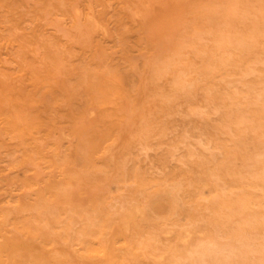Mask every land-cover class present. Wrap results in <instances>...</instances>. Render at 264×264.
<instances>
[{"label": "rangeland", "instance_id": "1", "mask_svg": "<svg viewBox=\"0 0 264 264\" xmlns=\"http://www.w3.org/2000/svg\"><path fill=\"white\" fill-rule=\"evenodd\" d=\"M263 198L264 0H0V264H264Z\"/></svg>", "mask_w": 264, "mask_h": 264}, {"label": "bare ground", "instance_id": "2", "mask_svg": "<svg viewBox=\"0 0 264 264\" xmlns=\"http://www.w3.org/2000/svg\"><path fill=\"white\" fill-rule=\"evenodd\" d=\"M239 1H240V0H239ZM237 3H238V2H237ZM229 8H230V7H229ZM234 10H235V9H234ZM226 11H228V10H226ZM224 12H225V11H224ZM233 12H234V11H233ZM235 12H236V11H235ZM235 12H234V13H235ZM222 13H223V12H222ZM226 13H227V12H226ZM226 13H224V14H226ZM231 13H232V12H231ZM236 15H238V13H236ZM232 16H233V15H232ZM214 30H215V29H214ZM205 31H206V30H205ZM206 32H207V31H206ZM217 33H218V32H217ZM198 34H199V33H198ZM200 34H201V33H200ZM201 35H202V34H201ZM208 35H209V33H208ZM210 35H211V34H210ZM219 35H220V34H219ZM198 37H199V36H198ZM198 37H197V38H198ZM202 37H203V35H202ZM216 37L218 38L217 35H216ZM216 37H214V38H216ZM200 38H201V37H200ZM198 39H199V38H198ZM225 40H226V39H225ZM191 41H192V40H191ZM197 41H198V40H196V42H197ZM226 41H227V40H226ZM199 42H200V41H198V43H199ZM202 42H203V41H202ZM223 42H224V41H222V43H223ZM226 43H227V42H226ZM227 44H228V43H227ZM239 44H240V43H239ZM196 46L199 47V45H196ZM228 46H229V45H228ZM198 47H197V48H198ZM224 47H225V46H224ZM210 48H211V47H210ZM214 48H215V47H214ZM219 48H221V50H222L223 46H222V47H219ZM219 48H217V49H219ZM196 50H198V49H196ZM225 50H226V49H225ZM199 51H200V50H199ZM216 51H218V50H216ZM222 52H224V51H222ZM201 53H202V52H201ZM227 54H228V53H227ZM198 55H199V54H198ZM230 56H231V55H230ZM236 57H237V56H236ZM231 58H232V56H231ZM229 59H230V58H229ZM234 60H235V59H234ZM237 61H238V60H237ZM241 61H242V60H241ZM242 62H243V61H242ZM260 62H261V61H259V63H260ZM255 63H256V62H255ZM257 64H258V63H257ZM215 65H216V64H215ZM236 65H237V64H236ZM254 65H255V64H254ZM216 67H217V66H216ZM237 67H238V65H237ZM237 67H236V68H237ZM233 68H235V67H233ZM246 68H247V67H246ZM219 69H220V68H219ZM252 73H253V72H252ZM245 74H246V73H245ZM242 75H243V74H242ZM257 75H258V74H257ZM244 76H245V75H244ZM240 77H241V76H240ZM247 77H248V76H247ZM247 77H246V78H247ZM250 77H251V76H250ZM256 77H257V76H256ZM234 78H235V77H234ZM234 78H233V79H234ZM258 79H259V78H258ZM228 80H229V79H228ZM246 81H247V80H246ZM239 83H240V82H239ZM242 83H243V82H242ZM181 84H182V83H180V85H181ZM244 84H245V83H244ZM217 85H218V84H217ZM219 85H220V84H219ZM227 85H228V84H227ZM242 85H243V84H242ZM182 86H183V84H182ZM182 86H181V87H182ZM238 86H239V85H238ZM245 86H246V85H245ZM249 86H250V85H249ZM181 87H179V88H181ZM232 87H233V85H232ZM179 88H178V89H179ZM221 88H222V87H221ZM250 88H251V87H250ZM183 89H184V86L182 87V90H183ZM223 89H224V88H223ZM235 89H236V88H235ZM235 89H234V90H235ZM237 89H238V88H237ZM258 89H259V88H258ZM261 89H262V88H261ZM206 90H207V89H206ZM209 90H210V89H209ZM232 90H233V88H232ZM234 90H233V91H234ZM177 91H178V90H177ZM179 91H180V89H179ZM213 91H214V90H213ZM237 91H238V90H237ZM237 91H236V92H237ZM240 91H241V90H240ZM249 91H250V90H249ZM251 91H252V90H251ZM253 91H254V90H253ZM255 91H256V90H255ZM258 91H259V90H258ZM258 91H257V92H258ZM115 92H116V91H115ZM210 92H211V91H210ZM215 92H216V91H215ZM225 92H226V91H225ZM225 92H224V93H225ZM234 92H235V91H234ZM242 92H243V91H242ZM257 92H256V93H257ZM208 93H209V92H208ZM226 93H228V92H226ZM252 93H254V92H252ZM260 93H261V91H259V94H260ZM262 93H263V92H262ZM210 94H211V93H210ZM232 94H233V93H232ZM236 94H237V93H236ZM246 94H247V92H246ZM254 94H255V93H254ZM211 95H212V94H211ZM213 95H214V93H213ZM209 96H210V95H209ZM234 96H236V95H234ZM259 96H260V95H259ZM256 97H257V95H256ZM209 98H210V97H209ZM211 98H212V97H211ZM221 98H222V97H221ZM225 98H226V97H225ZM237 98L239 99L238 96H237ZM233 99H234V98H233ZM260 99H261V96H260ZM221 100H223V99H221ZM226 100H228V99H226ZM245 100H246V99H245ZM252 100H253V99H252ZM252 100H251V101H252ZM242 101H243V100H242ZM261 101H262V100H261ZM212 102L215 103L214 101H212ZM225 103H226V102H225ZM239 103H240V102H239ZM244 103H246V102H244ZM244 103H243V104H244ZM250 103H251V102H250ZM254 103H255V101H254ZM206 104H207V103H206ZM208 104L210 105L211 103H208ZM236 104H237V102H236ZM241 104H242V103H241ZM224 105H225V104H224ZM251 105H252V104H251ZM251 105H250V106H251ZM257 105H258V104H257ZM259 105H260V104H259ZM225 106H226V105H225ZM245 106H246V104H245ZM245 106H244V107H245ZM232 107H233V106H232ZM232 107H231V108H232ZM242 109H243V108H242ZM246 109H248V108H246ZM250 109H251V108H250ZM252 109H253V108H252ZM235 110H236V108H235ZM243 110H245V109H243ZM248 110H249V109H248ZM197 111H199V110H197ZM200 112H201V110H200ZM203 112H205V111H203ZM203 112H202V113H203ZM230 112H231V111H230ZM245 112H246V111H245ZM200 115H201V114H200ZM230 115H231V114H230ZM238 115H240V114H238ZM227 116H228V115H227ZM251 116H252V115H251ZM236 117H237V116H236ZM241 117H242V116H241ZM243 117H244V116H243ZM247 118H248V117H247ZM245 119H246V118H245ZM239 121H240V120H239ZM241 121L244 122L245 120H243V118H242ZM247 122H249V121H247ZM239 124H240V123H239ZM239 124H238V125H239ZM245 124H246V121H245ZM249 124H250V122H249ZM249 124H246V125H249ZM240 125H241V124H240ZM240 125H239V126H240ZM250 125H251V124H250ZM252 125H253V124H252ZM253 126H254V125H253ZM235 127H236V126H235ZM233 128H234V127H233ZM249 128H251V127H249ZM253 128H254V127H253ZM225 130H226V129H225ZM228 131H229V130H228ZM248 131H249V130H248ZM242 132H243V131H242ZM254 132H256V131H254ZM238 133H239V132H238ZM246 133H247V132H246ZM218 134H219V133H218ZM222 134H223V133H222ZM260 135H261V133H260ZM221 136H222V135H221ZM223 136H224V135H223ZM256 136H257V135H256ZM219 137H220V136H219ZM219 137H218V138H219ZM231 137H232V136H231ZM257 137L261 138L260 136H257ZM257 137H256V138H257ZM184 139H185V138H184ZM184 139H183V140H184ZM219 139H220V138H219ZM224 139H226V138H224ZM233 139H234V138H233ZM222 140H223V139H222ZM226 140H227V139H226ZM179 141H180V140H179ZM196 141H200V140H196ZM259 141H260V140H259ZM228 142H230V141H228ZM252 142H254V141L252 140ZM185 143H187V142H185ZM225 143H226V142H225ZM183 144H184V142H183ZM260 144H261V143H260ZM191 145H192V144H191ZM225 145H230V144H225ZM242 145H243V144H242ZM255 145H256V144H255ZM182 146H183V145H182ZM221 146L223 147V145H221ZM256 146H257V145H256ZM213 147H214V146H213ZM233 147H234V146H232V148H233ZM187 148H188V147H187ZM207 148H208V147H207ZM219 148H220V147H219ZM225 148H226V146H225ZM227 148H228V147H227ZM238 148H239V147H238ZM174 149H175V148H174ZM192 149H193V148H192ZM195 149H196V148H195ZM222 149H223V148H222ZM185 150H186V149H185ZM193 150H194V149H193ZM196 150H197V149H196ZM206 150H208V149H206ZM219 150H220V149H219ZM234 150H235V149H234ZM237 150H238V149H237ZM194 151H195V150H194ZM241 151H242V150H241ZM223 152H225V151L223 150ZM230 152H231V151H230ZM239 152H240V151H239ZM185 153H187V152H185ZM195 153H196V152H195ZM199 153H200V152H199ZM225 153H226V152H225ZM231 153H232V152H231ZM200 154H201V153H200ZM200 154H198L199 157H201ZM223 154H224V153H223ZM195 156H196V155H195ZM195 156H194V157H195ZM206 156H207V155H206ZM208 156H209V155H208ZM219 156H220V155H219ZM226 156H227V155H226ZM228 156H229V155H228ZM232 156H233V155H232ZM178 158H180V157H178ZM223 158H224V157H223ZM234 158H235V157H234ZM207 159H208V158H207ZM209 159H210V158H209ZM225 159H226V158H225ZM230 159H231V158H230ZM187 160H188V159H187ZM191 160H192V158H191ZM219 160H220V158H219ZM221 160H222V159H221ZM179 161H180V160H179ZM185 161H186V160H185ZM188 162H189V161H188ZM214 162H215V161H214ZM253 162H255V161H253ZM186 163H187V162H185V164H186ZM189 163H190V162H189ZM185 164H184V165H185ZM197 164H199V163H197ZM225 164H226V163H225ZM193 165H194V164H193ZM226 165H227V164H226ZM229 165H230V163H229ZM198 166H199V165H198ZM231 166H232V165H231ZM185 167H186V165H185ZM216 170H217V169H216ZM261 170H262V169H261ZM136 171H137V170H136ZM217 172H218V171H217ZM136 173H137V172H136ZM224 173H225V172H224ZM184 174H185V173H184ZM259 179H260V178H259ZM140 180H141V179H140ZM182 180H183V179H182ZM211 180H212V178H211ZM231 180H232V179H231ZM133 181H134V180H133ZM209 181H210V180H209ZM178 182H179V181H178ZM184 182H185V181H184ZM216 182H218V181H216ZM210 183H211V182H210ZM233 183H234V181H233ZM130 184H131V183H130ZM140 184H141V183H140ZM153 184H154V183H153ZM157 184H158V183H157ZM175 184H177V182H176ZM199 184H200V183H199ZM204 184H205V183H204ZM168 185H169V184H168ZM234 185H235V184H234ZM234 185H233V186H234ZM236 185H238V184L236 183ZM248 185H249V184H248ZM130 186H131V185H130ZM146 186H147V185H146ZM146 186H145V188H146ZM165 186H166V185H165ZM177 186H179V185H177ZM186 186H187V185H185V187H186ZM207 186H209V185H207ZM240 186H241V185H240ZM258 186H259V184H258ZM124 187H126V186L124 185ZM124 187H123V188H124ZM127 187H129V186H127ZM150 187H151V186H150ZM202 187H204V186H202ZM121 188H122V186H121ZM129 188H130V187H129ZM133 188H134V187H133ZM142 188H144V187L142 186ZM162 188H163V187H162ZM180 188H181V187H180ZM195 188H197V187H195ZM231 188H233V187L231 186ZM151 189H152V188H151ZM157 189H159V188H157ZM198 189H199V188H198ZM203 189H204V188H203ZM224 189H225V188H224ZM240 189H241V188H240ZM240 189H239V190H240ZM246 189H247V187H246ZM248 189H249V188H248ZM252 189H253V188H252ZM252 189H251V191H253ZM257 189H258V188H257ZM257 189H256V193H257V191H259V189H258V190H257ZM138 190L140 191V189H138ZM146 190H147V189H146ZM154 190L156 191V189H154ZM196 190H197V189H196ZM196 190H195V191H196ZM201 190H202V189H201ZM216 190H217V189H216ZM129 191H130V190H129ZM136 191H137V190H136ZM152 191H153V190H152ZM155 191H153V193H154ZM198 191H200V190H197V192H198ZM217 191H218V190H217ZM220 191H221V190H220ZM228 191H229V190H228ZM121 192H122V191H121ZM231 192H232V191H231ZM237 192H238V191H237ZM237 192H236V193H237ZM253 192H254V191H253ZM132 193H134V191H133ZM140 193H141V192H139V195H140ZM155 193H156V192H155ZM128 194H129V192H128ZM128 194H127V195H128ZM134 194H136V192H135ZM195 194H196V192H195ZM246 194H247V193H246ZM152 195H154V194H152ZM199 195H203V194H200V193H199ZM218 195H219V194H218ZM243 195H244V194H243ZM255 195H256V194H255ZM129 196H130V195H129ZM129 196H128L129 200H130V199H133V197L130 198ZM150 196H151V195H150ZM221 196H222V193H221ZM259 196H260V195H259ZM118 197H119V196H118ZM121 197H122V196H121ZM121 197H119V198H121ZM139 197H140V196H139ZM194 197H196V195H195ZM207 197H208V196H207ZM228 197H229V196H228ZM233 197H234V196H233ZM241 197H242V196H241ZM241 197H240V198H241ZM243 197H244V196H243ZM250 197H252V196H250ZM200 198H202V197L200 196ZM224 198H225V197H224ZM261 198H262V197H261ZM194 199H195V198H194ZM194 199H193V200H194ZM198 199H199V198H198ZM220 199H222V198H220ZM241 199H242V198H241ZM249 199H250V198H249ZM263 199H264V198H263ZM111 200H112V199H111ZM117 200H118V199H117ZM129 200H128V201H129ZM226 200H227V199H226ZM247 200H248V199H247ZM251 200H252V199H251ZM251 200H250V201H251ZM124 201H125V200H124ZM202 201H203V200H202ZM204 201H205V199H204ZM222 201H224V200H222ZM227 201H228V200H227ZM256 201H259V200H256ZM260 201H261V200H260ZM113 202H114V201H113ZM116 202H118V201H116ZM193 202H196V201L194 200ZM234 202H235V201H234ZM251 202H252V201H251ZM107 203H109V202H107ZM127 203H128V202H127ZM127 203H126V204H127ZM198 203H200V202H197V206H198ZM203 203H204V202H203ZM205 203H207V200H206ZM235 203H236V202H235ZM248 203H249V202H248ZM105 204H106V203H105ZM115 204H116V203H115ZM115 204H114V205H115ZM126 204H125V205H126ZM192 204H193V203H192ZM195 204H196V203H195ZM200 204H201V203H200ZM216 204H217V202H216ZM127 205H128V204H127ZM193 205H194V204H193ZM201 205H202V204H201ZM214 205H215V204H214ZM226 205H227V204H226ZM238 205H239V204H238ZM248 205H249V204H248ZM255 205H256V204H255ZM105 206H107V205H105ZM108 206H109V205H108ZM203 206H204V205H203ZM203 206H202V207H203ZM209 206H210V205H209ZM228 206H229V204H228ZM234 206H235V204H234ZM263 206H264V205H263ZM112 207H113V206H112ZM120 207H121V206H120ZM120 207H119V209H120ZM211 207H213V204L211 205ZM232 207H233V204H232ZM248 207H249V206H248ZM255 207H257V209H258V206H255ZM261 207H262V206H261ZM107 208H108V207H107ZM110 208H111V207H110ZM114 208H116V206H115ZM114 208H113V209H114ZM192 208L194 209L195 207L193 206ZM222 208H223V207H222ZM233 208H234V207H233ZM233 208H231V209H233ZM104 209H105V208H104ZM119 209H118V210H119ZM193 209H192V210H193ZM231 209H230V210H231ZM237 209H239V208H237ZM97 210H98V208H97ZM99 210H100V209H99ZM211 210H212V209H211ZM230 210L228 211V212H229L228 215H230ZM246 210H247V209H246ZM246 210H245V211H246ZM263 210H264V208L262 209V211H263ZM107 211H110V210H107ZM123 211H125V210H123ZM201 211H202V210H201ZM203 211H204V210H203ZM206 211H208V210H206ZM221 211H222V209H221ZM225 211H227V210H225ZM232 211H233V210H232ZM236 211H237V210H236ZM257 211H258V210H257ZM257 211H255V212H257ZM101 212H102V211H101ZM117 212H118V211H117ZM125 212H126V211H125ZM125 212H124L123 214H125ZM195 212H196V209H195ZM208 212H209V211H208ZM222 212H223V211H222ZM250 212H251V211H250ZM108 213H110V212H108ZM190 213H191V212H190ZM202 213H203V212H202ZM242 213H243V211H242ZM83 214H84V213H83ZM83 214H82V215H83ZM91 214L93 215V213H91ZM111 214H114V213H111ZM224 214H225V213H224ZM236 214H237V212H236ZM70 215H72V214H70ZM84 215H85V214H84ZM106 215H107V214H106ZM221 215H222V214H221ZM249 215H250V214H249ZM73 216H74V215H73ZM107 216H108V215H107ZM190 216H191V215H190ZM214 216H215V217H218V216H216V215H214ZM214 216H213V217H214ZM226 216H227V215H226ZM235 216H236V215H235ZM235 216H233V217H235ZM247 216H248V215H247ZM66 217H67V216H66ZM69 217H70V216H69ZM86 217H87V216H86ZM93 217H94V216H93ZM93 217H92V218H93ZM188 217H189V216H188ZM202 217H203V216H202ZM202 217L200 216V218H202ZM208 217H209V216H208ZM213 217H212V219H214ZM64 218H65V217H64ZM190 218H191V217H190ZM203 218H204V217H203ZM203 218H202V220H203ZM236 218H237V217H236ZM238 218H239V217H238ZM246 218H247V217H246ZM68 219L70 220V223H71V219H70V218H68ZM185 219H186V217H185ZM196 219H197V218H196ZM222 219H223V218H222ZM228 219H229V220L231 219V215H230V218H228ZM194 220H195V219H194ZM209 220H211V219H209ZM229 220H228V221H229ZM232 220H233V219H232ZM248 220H249V219H248ZM261 220H262V214H261ZM65 221H66V220H65ZM79 221H80V220H79ZM90 221H91V220H90ZM90 221H89V223H90ZM106 221L108 222V220H106ZM184 221H185V220H184ZM205 221H206V219H205ZM205 221H204V222H205ZM220 221H221V220H220ZM220 221H219V222H220ZM241 221H242V220H241ZM252 221H253V220H252ZM66 222H68V221H66ZM188 222H189V221H188ZM199 222L201 223V220H200ZM223 222H224V221H223ZM242 222H243V221H242ZM244 222H245V221H244ZM246 222H247V221H246ZM246 222H245V223H246ZM87 223H88V222H87ZM89 223H88V224H89ZM91 223H92V221H91ZM102 223H103V221H102ZM109 223H110V222H109ZM176 223H177V222L175 221V224H174L175 226L178 225V224H176ZM194 223H195V222H194ZM197 223H198V222H197ZM200 223H199V224H200ZM235 223H236V222H235ZM235 223H234V224H235ZM66 224H69V223H66ZM106 224H108V223H106ZM172 224H173V223H171V226H172ZM182 224H183V223H182ZM182 224H181V225H182ZM186 224H187V223H186ZM195 224H196V223H195ZM215 224H216V223H215ZM225 224H226V223H225ZM225 224H224V225H225ZM230 224H232V223H230ZM256 224H257V223H255V226H256ZM81 225H82V224H81ZM83 225H84V224H83ZM83 225H82V226H83ZM89 225H90V224H89ZM94 225H95V223H94ZM108 225H109V224H108ZM157 225H159V224H157ZM162 225H163V224H162ZM191 225H192V224H191ZM261 225H262V222H261ZM261 225H260V227H261ZM82 226H81V227H82ZM84 226H85V225H84ZM87 226H88V225H87ZM109 226H110V225H109ZM152 226H153V225H152ZM164 226H165V224H164ZM164 226H163V227H164ZM168 226H169V224H168ZM171 226H169V228H170ZM187 226L189 227V224H188ZM226 226H227V225H226ZM233 226H234V225H233ZM64 227H65V224H63V228H64ZM144 227H145V226H144ZM159 227H160V226H159ZM166 227H167V226H166ZM178 227H179V225H178ZM181 227H182V226H180L179 229H181ZM183 227H184V226H183ZM183 227H182V228H183ZM202 227H203V226H202ZM228 227H229V226H228ZM241 227H242V226H241ZM244 227H245V225H244ZM258 227H259V226H258ZM260 227H259V229H260ZM67 228H69V227L67 226ZM67 228H66V229H67ZM82 228H83V227H82ZM82 228H81V229H82ZM87 228H88V227H87ZM87 228H85L84 230H86ZM103 228H104V227H103ZM115 228H116V227H115ZM154 228H155V227H154ZM167 228H168V227H167ZM185 228H186V227H185ZM231 228H232V227H231ZM235 228H236V230H237V229H240L239 227H235ZM245 228H246V227H245ZM252 228H253V227H252ZM261 228H262V227H261ZM58 229H59V228H58ZM61 229H62V228H61ZM97 229H98V228H97ZM158 229H159V228H158ZM194 229H195V228H194ZM202 229H203V228H202ZM255 229H256V228H255ZM73 230H74V229H73ZM77 230H79V229H77ZM84 230H82V231L84 232ZM110 230H111V229H110ZM116 230H117V228H116ZM150 230H151V229H150ZM150 230H149V231H150ZM240 230H241V229H240ZM244 230H247V229H244ZM250 230H253V229H250ZM262 230H263L262 234H264V228H263ZM66 231H67V230H66ZM97 231H98V230H97ZM99 231H100V230H99ZM216 231H218V230H216ZM224 231H225V230H224ZM234 231H235V229H234ZM248 231H249V230H248ZM248 231H247V232H248ZM260 231H261V230H260ZM60 232H61V231H60ZM60 232H59V233H60ZM64 232H65V231H64ZM67 232L69 233V231H67ZM73 232H74V231H73ZM80 232H81V230H80ZM90 232H91V231H90ZM101 232H103V231H102V228H101ZM111 232H112V231H111ZM153 232H155V231H153ZM158 232H159V231H158ZM158 232H157V233H158ZM222 232H223V231H222ZM250 232H251V231H250ZM250 232H249V233H250ZM254 232H255V230H254ZM62 233H63V231H62ZM70 233H72V232H70ZM97 233H98V232H97ZM170 233H172V232H170ZM176 233H178V232H176ZM204 233H206V232H204ZM204 233H203V234H204ZM219 233H221V232H219ZM219 233H218V234H219ZM224 233H225V232H224ZM241 233H242V232H241ZM95 234H96V233H95ZM98 234L100 235V234H102V233H98ZM103 234H104V232H103ZM146 234H147V233H146ZM208 234H209V233H208ZM74 235H75V232H74ZM81 235H82V233H81ZM85 235H86V234H85ZM85 235H84V237H85ZM87 235H88V234H87ZM152 235H153V234H152ZM166 235H167V232H166ZM219 235H220V234H219ZM234 235H235V233H234ZM236 235H237V233H236ZM242 235H243V234H242ZM255 235H256V234H255ZM258 235H259V234H258ZM62 236H64V235H62ZM65 236H66V235H65ZM65 236H64V237H65ZM76 236H77V235H76ZM79 236H80V235H79ZM143 236H144V235H143ZM146 236H147V235H146ZM229 236L231 237V234H230ZM64 237H63V238H64ZM100 237H101V236H100ZM155 237H156V236H155ZM196 237H198V236H196ZM200 237H201V235H200ZM200 237H199V238H200ZM219 237H220V236H219ZM222 237H223V236H222ZM237 237H238V236H237ZM237 237H236V238H237ZM242 237H243V236H242ZM249 237H250V234H249ZM252 237H253V235H252ZM252 237H250V239H251ZM261 237H263V236H261ZM66 238H69V236L66 237ZM81 238H82V237H81ZM86 238H87V237H86ZM95 238H96V237H95ZM236 238H233V239H236ZM258 238H259V237H258ZM82 239H83V238H82ZM84 239H85V238H84ZM96 239H97V238H96ZM174 239H175V238H174ZM184 239H185V238H184ZM225 239H227V238L225 237ZM238 239H240V237L237 238V241H239ZM252 239H253V238H252ZM256 239H257V238H256ZM67 240H68V239H67ZM78 240H79V239H78ZM98 240H99V239H98ZM100 240H101V239H100ZM180 240H181V239H180ZM259 240H262V239L259 238ZM263 240H264V239H263ZM68 241H69V240H68ZM138 241H139V240H138ZM157 241L159 242V240H156V242H157ZM188 241H189V240H188ZM232 241H233V240H232ZM237 241H235V242H237ZM241 241H243V240H241ZM241 241H239V243H241ZM73 242H74V241H73ZM91 242H94V241L92 240ZM170 242H171V241H170ZM205 242H206V240H205ZM207 242H208V241H207ZM256 242H257V240H256ZM256 242H255V243H256ZM261 242H262V241H261ZM263 242H264V241H263ZM263 242H262V243H263ZM134 243H135V242H134ZM164 243H165V242H164ZM164 243H163V245H164ZM179 243H180V242H179ZM208 243H209V242H208ZM243 243H246V242H243ZM243 243H242V244H243ZM251 243H252V241H251ZM137 244H141V243H137ZM181 244H182V243H181ZM199 244H200V243H199ZM242 244H239V245H241V249H242V247H245V246L242 245ZM246 244H247V243H246ZM248 244H250L249 241H248ZM252 244L255 245L254 242H253ZM154 245H156V244H154ZM170 245H171V244H170ZM170 245H169V246H170ZM237 245H238V244H237ZM98 246H99V245H98ZM135 246H136V245H135ZM137 246H138V245H137ZM141 246H142V244H141ZM202 246H203V245H202ZM202 246H201V247H202ZM204 246H205L204 248H206L207 244H206V245L204 244ZM210 246H211V245H210ZM259 246H260V245H259ZM262 246H264V244H263ZM197 247H200V246L197 245ZM217 247H218V246H217ZM247 247H249V246H247ZM255 247H256V246H255ZM17 248H18V247H17ZM137 248H138V247H136V249H137ZM146 248H147V247H146ZM162 248H164V247H162ZM162 248H161V249H162ZM181 248H182V247H181ZM185 248H186V247H185ZM194 248H195V247H194ZM209 248H210V247H208V249H209ZM211 248H213V249H217V248H214V247H212V246H211ZM229 248H230V247H229ZM151 249H153V248H151ZM155 249H156V248H155ZM157 249H158V248H157ZM178 249H179V248H178ZM191 249H192V248H191ZM245 249H246V248H245ZM245 249H244V250H245ZM248 249H249V248H248ZM255 249H256V248H255ZM201 250H202V249H201ZM234 250H235V249H234ZM258 250H259V249H258ZM136 251H139V250H136ZM152 251H153V250H152ZM157 251H159V250H157ZM204 251H206V250L204 249ZM204 251H203V252H204ZM226 251H227V250H226ZM149 252H151V251H149ZM153 252H155V250H154ZM161 252H162V251H161ZM163 252H164V249H163ZM198 252H199V249H198ZM210 252H211V251H210ZM233 252H234V251H233ZM248 252L252 254V252H251L250 250H248ZM258 252H259V251H258ZM129 253H130V252H129ZM199 253H200V252H199ZM199 253H198V254H199ZM205 253H206V252H205ZM219 253H220V252H219ZM228 253H229V252H228ZM249 253H248V255L251 256V254H249ZM189 254H191V252H190ZM196 254H197V252L195 251V255H196ZM207 254H208V253H207ZM209 254H210V253H209ZM212 254H213V253H212ZM214 254H215V253H214ZM254 254H255V253H253L252 255H254ZM256 254L258 255V253H256ZM263 254H264V252H263ZM130 255H131V253H130ZM191 255H192V254H191ZM199 255H200V254H199ZM199 255H198V256H199ZM203 255H204V254H203ZM203 255L201 256L202 259H203ZM228 255H229V254H228ZM149 256H150V254H149ZM164 256H166V255H164ZM210 256H211V255H210ZM229 256H233V255H229ZM131 257H132V259H133L134 256H131ZM225 257H227V256H225ZM134 258H136V257H134ZM148 258H151V257H148ZM158 258H160V257H158ZM166 258H168V257H166ZM208 258H209V257H208ZM231 258H232V257H231ZM252 258H253V257H252ZM153 259H155V258H153ZM153 259H152V260H153ZM164 259H165V258H164ZM202 259H200V260H202ZM232 259H233V258H232ZM137 260L139 261V259H137ZM150 260H151V259H150ZM162 260H163V259H162ZM168 260H169V258H168ZM173 260H174V258H173ZM212 260H213V259H212ZM212 260H211V262H212ZM248 260H249V259H248ZM259 260H260V259H259ZM154 261H155V260H154ZM193 261H194V260H193ZM198 261H199V260H198ZM209 261H210V259H209ZM225 261H226V260H225ZM255 261H256V260H255ZM257 261H258V260H257ZM167 262H168V261H167ZM175 262H176V261H175ZM206 262H207V261H206ZM228 262H229V261H228ZM162 263H163V262H162ZM183 263H184V262H183ZM178 264H180V263H178Z\"/></svg>", "mask_w": 264, "mask_h": 264}]
</instances>
